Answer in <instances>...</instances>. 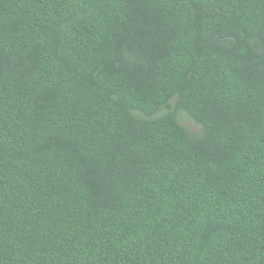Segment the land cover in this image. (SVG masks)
<instances>
[{"label":"trees","instance_id":"16d2710c","mask_svg":"<svg viewBox=\"0 0 264 264\" xmlns=\"http://www.w3.org/2000/svg\"><path fill=\"white\" fill-rule=\"evenodd\" d=\"M0 264H264V0H0Z\"/></svg>","mask_w":264,"mask_h":264},{"label":"rangeland","instance_id":"374dc122","mask_svg":"<svg viewBox=\"0 0 264 264\" xmlns=\"http://www.w3.org/2000/svg\"><path fill=\"white\" fill-rule=\"evenodd\" d=\"M186 126H188L190 129L195 130V131H199L200 130V126L195 124L193 121L191 120H183L182 121Z\"/></svg>","mask_w":264,"mask_h":264}]
</instances>
